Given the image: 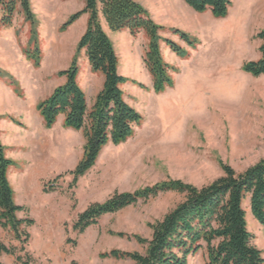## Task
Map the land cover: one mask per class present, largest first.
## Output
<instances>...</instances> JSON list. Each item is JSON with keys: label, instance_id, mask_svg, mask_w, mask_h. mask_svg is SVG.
Returning a JSON list of instances; mask_svg holds the SVG:
<instances>
[{"label": "rangeland", "instance_id": "374dc122", "mask_svg": "<svg viewBox=\"0 0 264 264\" xmlns=\"http://www.w3.org/2000/svg\"><path fill=\"white\" fill-rule=\"evenodd\" d=\"M45 2L36 0L38 13H35L41 65L36 67L25 52L30 47L31 37L28 21L16 26L17 50L22 54L12 47L0 48L1 56L4 50L7 52L3 60L0 56L3 72L0 76V112L5 106L17 108L23 102L34 104L43 95V87L47 90L52 79L59 76V72L53 73L52 64L68 29L62 31V23L56 24L47 16L46 8L40 9ZM146 2L150 4L148 0ZM232 2L226 18H216L207 11L198 15L196 27L184 29L198 38L195 49L168 29L162 32L164 37L189 50L186 58L176 52L175 57L170 58L165 57L166 52L164 54L162 49L165 60L171 64L169 61L174 59L175 65H171L177 68V72H171L175 86L162 93L152 90L151 75L149 78L144 64L149 43L146 34L142 32L133 37L114 32V37L119 36L114 45L120 72L148 87L142 88L131 80L122 86L127 101L143 115V122L128 141L105 149L96 165L72 189L69 188L72 176L66 174L67 171L63 172V177L55 178L64 169L72 168L83 149V132L68 131L61 125L49 133L48 179H42L40 187L37 180L33 181V197L15 193L16 202L25 203L27 208L18 215L35 219V224L27 228L31 234L27 249L39 264H135L131 259L107 258L101 253L115 248L144 253L146 245L116 233L150 239L153 231L149 223L162 219L185 199V194L167 191L139 200L103 215L98 224L83 233L73 229L78 215L92 203L104 202L116 192H134L172 179L203 187L224 175L222 162L241 173L264 158V75L253 76L242 69L246 61L261 56V41L256 35L264 30V0ZM8 28L0 27V34ZM165 45L162 42L161 48ZM75 51L78 82L87 90L91 107L102 73L88 69L85 51L77 52V44ZM93 86L92 92L90 87ZM11 114L15 122L22 121L17 113ZM38 155L37 151V162L40 161ZM52 182L58 184V190L44 193V186ZM11 183L13 188L16 187L15 181ZM38 188L42 196L40 202L36 201L38 196L35 195ZM245 207L249 229L255 236L254 244L264 250V226L253 217L248 200ZM68 237L77 242L68 243ZM0 239L7 245L21 247L13 234L1 227ZM206 256V250L202 249L189 256V264H205ZM0 262L19 264L14 255L6 253L1 254Z\"/></svg>", "mask_w": 264, "mask_h": 264}, {"label": "trees", "instance_id": "16d2710c", "mask_svg": "<svg viewBox=\"0 0 264 264\" xmlns=\"http://www.w3.org/2000/svg\"><path fill=\"white\" fill-rule=\"evenodd\" d=\"M185 1L195 11H210L216 18H226L233 6L232 0ZM85 3L82 10L70 15L61 30H67L84 13H89L87 28L78 42L77 52L85 50L92 71L104 75L103 87L90 107L87 94L78 82L79 65L75 56L71 65L59 72L60 76H66V82L37 104L46 128L51 129L59 115L64 114V127L83 132L84 156L74 169L66 172L72 176L70 189L77 187L79 179L96 165L106 145L125 143L134 136L136 128L143 122V115L127 101L122 86L131 80L142 88L148 87L120 72L119 56L113 40L102 26V15L114 32L128 30L133 37L142 32L146 34L149 43L144 63L153 78L152 90L155 93L173 88L175 81L171 72H177V68L165 60L161 43L165 42L182 58L189 56L187 48L164 37L162 32L168 29L179 35L192 49L199 44L198 38L187 31L167 28L156 22L151 12L136 0H85ZM0 10V27L4 28L11 27L16 14L22 10L30 23L31 34L30 47L25 52L34 65L39 67L42 51L38 42L37 17L31 0H0ZM256 38L261 41V56L257 60L246 61L242 69L253 76H261L264 75V30ZM16 91H19L18 88ZM14 163L6 154L0 132V227L9 230L21 245L20 248L10 246L0 239V256L6 253L14 255L19 264H39L27 249L31 240L27 228L35 224V219L18 215L21 211H27V208L15 200L9 177ZM221 166L224 175L203 187L172 179L134 192H116L104 202L89 205L78 215L73 229L83 233L90 226L98 224L105 214L117 212L139 200H147L167 191H177L185 194V199L162 219L149 223L153 231L150 239L140 235L129 236L124 232L116 233L133 237L146 245L144 253L115 248L101 253V256L131 259L135 264H189L190 255L205 249V264H264V253L254 244L255 236L249 229L245 207L248 200L253 217L264 226V158L241 173L230 164L222 162ZM64 175H58L55 180ZM58 188V184L52 182L44 186V192L51 193ZM67 242L75 244L77 240L68 237Z\"/></svg>", "mask_w": 264, "mask_h": 264}, {"label": "crops", "instance_id": "0c3cea01", "mask_svg": "<svg viewBox=\"0 0 264 264\" xmlns=\"http://www.w3.org/2000/svg\"><path fill=\"white\" fill-rule=\"evenodd\" d=\"M136 1L141 2L145 7H148L150 9V12L156 22L168 27H178L183 30H191L197 26L198 15H201L200 12L195 11L190 5H188L185 0H148L150 4H147V0ZM31 3L33 11L37 14L38 10L36 0H31ZM85 6V0H46L45 4L41 6L40 9L43 10L44 8H46L45 11L47 12V16H49L53 22L59 25L61 23L63 24L70 17V15L78 10H82ZM89 16V13H84L66 31V39H64V41L57 47L58 56L52 64L53 73L67 69L71 65L74 57L76 56V44L78 45L81 36L87 28ZM24 21H27L25 15L22 10H19L14 19V26L12 25L10 28L4 30V32L0 34L1 49L12 47L13 50H15L16 53H19L20 55L21 51L19 52L17 50L18 44L16 43V26L19 22L23 23ZM101 21L104 30L109 34L114 43L115 41H119L118 37L121 33H124L126 35L130 34L128 30H124L118 32L119 36L114 37V31L109 28L108 23L103 15ZM162 49L164 54L166 52L165 57H175L174 51H172V49L168 47L167 44L164 47L162 46ZM5 54H7V52L4 50L2 56L0 55L2 57V60L4 59L3 56H6ZM173 60L174 59L169 62L172 65H175L173 63ZM86 63L88 65V69L91 71L92 69L90 67L88 58ZM148 74L150 78L151 74L149 73V71ZM52 81V85L47 90L43 87V95L34 104H31L30 102H23L20 103L17 108H8L7 106H5L0 112L1 138L5 145L6 154L15 162L9 171L10 181H15V193L17 192V194L19 193L20 195L26 194L28 197H33L34 195V191L32 188L34 180L38 181V185L40 187V182L42 181V179H48V175H46L48 172L46 156L48 154V149L50 148L51 134L49 133L55 131L57 127H61V125L64 126L65 115L60 114L54 126L51 129L46 128L44 119L37 109V104L39 101L48 97L56 87L63 85L66 82V76L59 75L57 77H54ZM149 81L153 83L152 76ZM103 82L104 75L102 74L100 76V85L97 86L98 88L94 92L95 99L103 87ZM92 88H94V86L90 87V89ZM85 92L87 94V90H85ZM13 112L18 114V116L22 120L21 122H15L11 114ZM23 124L24 127H22ZM66 129H69L68 131L72 132H82L78 130L74 131V129L72 128ZM83 141V149L72 165V168L66 170L64 169L60 174L74 169L79 161L83 158L85 138L83 139ZM36 145L38 146V148L35 147ZM110 146H115V144L109 143L108 145H106L103 148L100 156L103 154L105 149L109 148ZM37 151L40 153V155H38V159H40V161L38 162L35 158ZM35 195L38 196L36 201L38 200V202H40L42 196H40L39 194V188L38 193ZM20 205H25V203L22 202Z\"/></svg>", "mask_w": 264, "mask_h": 264}, {"label": "bare ground", "instance_id": "6f19581e", "mask_svg": "<svg viewBox=\"0 0 264 264\" xmlns=\"http://www.w3.org/2000/svg\"><path fill=\"white\" fill-rule=\"evenodd\" d=\"M253 219V218H252Z\"/></svg>", "mask_w": 264, "mask_h": 264}]
</instances>
